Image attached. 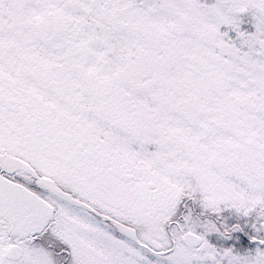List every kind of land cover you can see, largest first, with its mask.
I'll list each match as a JSON object with an SVG mask.
<instances>
[{"label": "snow or ice", "instance_id": "obj_1", "mask_svg": "<svg viewBox=\"0 0 264 264\" xmlns=\"http://www.w3.org/2000/svg\"><path fill=\"white\" fill-rule=\"evenodd\" d=\"M0 264H264V0H0Z\"/></svg>", "mask_w": 264, "mask_h": 264}]
</instances>
